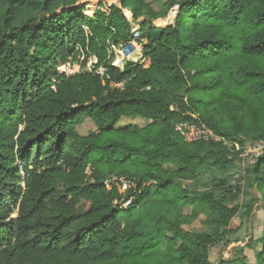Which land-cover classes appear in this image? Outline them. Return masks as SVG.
<instances>
[{
	"label": "trees",
	"instance_id": "trees-1",
	"mask_svg": "<svg viewBox=\"0 0 264 264\" xmlns=\"http://www.w3.org/2000/svg\"><path fill=\"white\" fill-rule=\"evenodd\" d=\"M115 1L89 17L69 0H0V264H215L212 247L239 242L231 220L254 215L259 199L237 203L244 179L264 194V152L243 176L237 163L264 140V0H165L157 10L153 0ZM130 4L145 17L149 64L120 70L105 59L131 37ZM175 5L173 25L152 24ZM81 52L103 78L57 70ZM122 117L148 123L119 126ZM86 118L95 129L79 134ZM185 121L232 145L185 141L174 127ZM111 175L132 187L107 188ZM147 201L167 203L173 218L155 217L147 231L121 224L120 213L143 218ZM246 247L264 264V233ZM236 248L230 264H248Z\"/></svg>",
	"mask_w": 264,
	"mask_h": 264
},
{
	"label": "rangeland",
	"instance_id": "rangeland-1",
	"mask_svg": "<svg viewBox=\"0 0 264 264\" xmlns=\"http://www.w3.org/2000/svg\"><path fill=\"white\" fill-rule=\"evenodd\" d=\"M163 1L165 0H153L152 1L153 9L157 10ZM115 2H116L115 0H80L78 2L73 3L72 0H69V4L72 5L71 8L81 9V11L89 17H93L98 12L108 13L109 9L111 8V6L115 4ZM134 6H135L134 4L127 5L126 7L123 8V12L128 21L132 20V22H136L139 24V22L141 23L142 21H144L145 17L142 16L137 19H134L130 11V9ZM171 11L175 12L174 15L175 18L176 13L178 11V6L177 5L173 6L168 11L167 16L165 18L153 20L152 24L157 27H165L167 25H173L174 19H173V14L171 15ZM126 43L127 41L120 42L116 46L110 45L108 55L105 60L110 61L111 65L118 67L120 70L123 69L124 64L127 61L139 63L144 68H146L149 64V60L144 53V45L146 44V38H142L141 40L136 41L137 44L136 47H133L132 45H127ZM137 47H138V52H136L133 56L128 58L127 56L125 57L123 56L124 58L122 57L123 58L122 62L120 61L118 62L117 58L119 55L118 53L120 51L125 52L126 55L133 54L136 51ZM84 58L87 59L86 63L84 66H81V62L83 61ZM96 63H97V58L94 54L90 52L88 53L81 52L79 56H77V60L73 61L72 63L59 65L57 67V70L67 75L85 70L93 71V72L97 71L98 73H101L104 67L102 65L96 66ZM60 67H64L65 70H60L59 69ZM147 123L148 121L142 119L141 117H122L117 125L123 126L129 124H138L139 126H144ZM93 129H95L94 123L89 118L84 119L82 123L77 127L79 134H86L89 130H93ZM225 143L229 145L227 141H225ZM240 149L241 147L239 145L238 150ZM244 149L245 147L243 148V153L241 152L242 155H240V158L237 161L242 176L244 175V170L247 168V166L251 164L257 156H259V154H257L251 149H248L246 151H244ZM234 150L238 151L236 149ZM113 178L117 179V176L115 175L109 176V179H113ZM115 185L119 189L120 183H117ZM253 198H257L259 200L254 204V209H253L254 215L252 219L249 222L245 223V225H242L240 218L238 216H235L230 222L231 228L236 229L240 227L238 232H236L235 234V236L239 237V242L231 243L229 245H225L224 242H220L210 249L209 257L215 264H217L221 260L224 261L225 264H230V262L236 255L237 245L245 246L244 254L246 256L248 264H258L255 260V250L246 247V245L249 243V241L251 240L254 241L258 239L264 233V194H261L253 184H248L246 179H244L242 183L241 196L237 203L244 206L247 205L249 202H251ZM88 206H89L88 202L82 201L79 205V209H86ZM145 207L146 210L143 218L138 214L131 217L120 213L121 224L125 227L135 226L138 231H147L149 225L151 224L150 221L153 220L155 217L165 216L170 219L173 218L174 212L171 210L170 206L167 203H156L153 201H147L145 203ZM185 210L189 211V208H185ZM200 217H202V215ZM141 220H143L142 223L140 222ZM188 227L189 228L199 227L198 220H195L191 224V226ZM257 250H260V246H257Z\"/></svg>",
	"mask_w": 264,
	"mask_h": 264
},
{
	"label": "built area",
	"instance_id": "built-area-1",
	"mask_svg": "<svg viewBox=\"0 0 264 264\" xmlns=\"http://www.w3.org/2000/svg\"><path fill=\"white\" fill-rule=\"evenodd\" d=\"M130 24V33L131 37L127 41V45H132L133 47H136V41L141 40V34H140V27L139 24L136 22H132V20H129ZM67 64V63H66ZM106 72V69L103 68L101 73H98L97 71L95 72L99 76L103 78L104 73ZM117 86H120V84H117ZM175 130L179 132V134L184 138L185 141L191 142V141H199V140H210L213 139L215 141H219L220 139L225 142L224 139L216 136L213 132V130L208 127L205 123L203 122H193V121H185V122H179L175 124ZM231 146L232 144L229 143ZM234 148L238 150L239 144L234 143ZM251 149L257 154L263 155L264 152V140L258 141L254 146H246L244 151ZM243 153V151H242ZM242 153L240 155H242ZM117 180V181H115ZM120 183L119 186V192L123 193L126 192L129 188L132 187V183L129 179H126L124 177H120L118 179H107L105 181V186L107 188H110L111 184H117ZM117 203V202H116ZM131 204V198L128 199H123L119 201L118 208H126Z\"/></svg>",
	"mask_w": 264,
	"mask_h": 264
}]
</instances>
